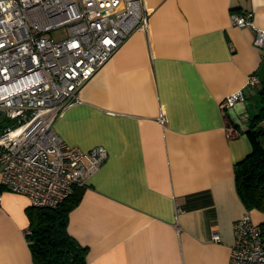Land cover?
<instances>
[{
  "label": "crops",
  "instance_id": "crops-1",
  "mask_svg": "<svg viewBox=\"0 0 264 264\" xmlns=\"http://www.w3.org/2000/svg\"><path fill=\"white\" fill-rule=\"evenodd\" d=\"M144 3L146 28L126 38L53 122L67 145L107 151L67 231L87 247V264H227L234 221L248 212L264 222L234 181V164L252 151L244 131L264 87V49L230 14L250 10L264 29V0ZM252 73L259 82L247 86ZM239 88L245 100L224 115L219 102ZM29 205L3 190L0 264H33Z\"/></svg>",
  "mask_w": 264,
  "mask_h": 264
},
{
  "label": "built area",
  "instance_id": "built-area-1",
  "mask_svg": "<svg viewBox=\"0 0 264 264\" xmlns=\"http://www.w3.org/2000/svg\"><path fill=\"white\" fill-rule=\"evenodd\" d=\"M147 15L144 0H0V116L11 121L0 131V201L8 190L32 206L54 207L75 186L86 187L106 149L67 145L53 122L126 38L146 28ZM230 22L252 28L254 44L264 49L252 11L232 12ZM58 29L63 36L49 35ZM258 82L247 76V86ZM244 100L239 88L219 108L225 115ZM233 237L227 264H264V234L248 212L234 221Z\"/></svg>",
  "mask_w": 264,
  "mask_h": 264
},
{
  "label": "trees",
  "instance_id": "trees-1",
  "mask_svg": "<svg viewBox=\"0 0 264 264\" xmlns=\"http://www.w3.org/2000/svg\"><path fill=\"white\" fill-rule=\"evenodd\" d=\"M257 98L258 110L248 117L244 131L252 143V151L234 164V181L245 207L264 212V87L258 90ZM1 121L0 131L6 126ZM84 188L75 186L54 207L29 205L26 208L25 236L33 264H87V247L67 231L69 212L79 203ZM260 226L264 234V222Z\"/></svg>",
  "mask_w": 264,
  "mask_h": 264
},
{
  "label": "rangeland",
  "instance_id": "rangeland-1",
  "mask_svg": "<svg viewBox=\"0 0 264 264\" xmlns=\"http://www.w3.org/2000/svg\"><path fill=\"white\" fill-rule=\"evenodd\" d=\"M50 36L54 37V38H57L58 36H63L64 35V30L63 29H58L56 31H52L49 33ZM3 119L2 116H0V121ZM2 124H5V125H8L11 123L10 120H7V119H3L2 121Z\"/></svg>",
  "mask_w": 264,
  "mask_h": 264
},
{
  "label": "water",
  "instance_id": "water-1",
  "mask_svg": "<svg viewBox=\"0 0 264 264\" xmlns=\"http://www.w3.org/2000/svg\"><path fill=\"white\" fill-rule=\"evenodd\" d=\"M235 119V121L237 120V118H234Z\"/></svg>",
  "mask_w": 264,
  "mask_h": 264
}]
</instances>
